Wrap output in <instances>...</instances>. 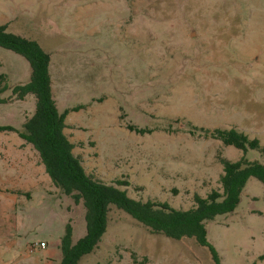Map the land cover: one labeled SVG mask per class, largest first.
<instances>
[{"label":"rangeland","instance_id":"obj_1","mask_svg":"<svg viewBox=\"0 0 264 264\" xmlns=\"http://www.w3.org/2000/svg\"><path fill=\"white\" fill-rule=\"evenodd\" d=\"M1 24L49 52L56 105L77 108L65 129L75 152L96 178L127 180L120 188L133 199L187 209L195 194L219 187V156L243 154L191 136L189 124L236 127L264 144V0H0ZM0 73L7 98L29 81L30 65L0 47ZM34 109L32 94L0 103V125L22 130ZM14 140L23 142L0 132V264H56L66 225L73 241L85 234L82 201L48 183L34 151L9 147ZM11 148L19 153L6 154ZM246 158L264 163L255 149ZM206 230L220 264H264V185L250 177L235 210ZM80 264L215 262L195 239L152 233L111 206L98 246Z\"/></svg>","mask_w":264,"mask_h":264},{"label":"trees","instance_id":"obj_2","mask_svg":"<svg viewBox=\"0 0 264 264\" xmlns=\"http://www.w3.org/2000/svg\"><path fill=\"white\" fill-rule=\"evenodd\" d=\"M0 47L20 54L30 65L29 81L14 85L7 98L1 97L8 85L5 74L0 73V103L24 99L28 94L35 97L34 112L26 118L22 130L0 125V132L15 131L20 138L32 144L53 185L71 195L75 201H82L84 207L85 234L73 241L71 226L66 225L60 238L61 258L56 264H80L85 256L94 251L106 231L111 206L127 213L152 233H161L173 239H195L198 244L207 246L215 264H220L207 241L206 224L218 215L235 210L250 177L257 178L264 185V163L246 158L248 149L264 153V144L236 127L210 129L189 124L191 136L217 139L242 150L243 154L235 161L219 156L222 166L219 187L211 189L205 196L195 194L194 204L187 209L175 208L158 200L133 199L120 188L129 185L127 180L104 182L96 178L86 171L82 156L73 152L75 145L64 129L67 127L65 120L68 112L77 108L58 109L52 95L49 52L34 39L7 31L6 24L0 25ZM127 129L141 134L153 131L131 123Z\"/></svg>","mask_w":264,"mask_h":264},{"label":"crops","instance_id":"obj_3","mask_svg":"<svg viewBox=\"0 0 264 264\" xmlns=\"http://www.w3.org/2000/svg\"><path fill=\"white\" fill-rule=\"evenodd\" d=\"M66 121V120H65ZM66 125H67V122H66ZM66 129V128H65ZM65 129H64V132H65ZM23 142H21L20 140H14V142L12 143V142H7V144H9V147H12V148H14V147H18V146H25V147H27V148H30V150H32V151H34V153H35V155H36V157H37V159H38V165L40 166V168L42 169V171H44V179L46 180V181H48V183H50L49 182V176L47 175V173L45 172V169H44V166L42 165V163L40 162V159H39V155H38V152L34 149V147H31V146H29V144L30 143H27L25 140H23L22 138H20ZM72 141V140H71ZM73 142V141H72ZM7 144H2L1 146L2 147H4L5 149H6V146H7ZM30 145H32V144H30ZM10 149V150H8L7 151V153L6 154H11V155H15L16 153L18 154L19 152H17L15 149ZM5 149H4V152H5ZM73 152L75 153V154H77L76 152H75V147H74V149H73ZM27 153V151H24V152H20V154H26ZM17 156V155H16ZM83 158V157H82ZM31 160L30 159H27L25 162H24V164H25V166L26 167H28V169H27V175L30 177V179L32 180V182L33 183H35V181H34V177H35V174H34V164H31ZM43 166V167H42ZM51 181V180H50ZM14 189H17V188H14ZM14 189H12V190H14ZM11 190V191H12ZM13 192V191H12Z\"/></svg>","mask_w":264,"mask_h":264},{"label":"built area","instance_id":"obj_4","mask_svg":"<svg viewBox=\"0 0 264 264\" xmlns=\"http://www.w3.org/2000/svg\"><path fill=\"white\" fill-rule=\"evenodd\" d=\"M40 247H44L45 243L44 242H40Z\"/></svg>","mask_w":264,"mask_h":264}]
</instances>
